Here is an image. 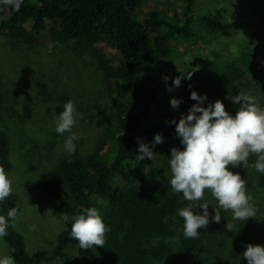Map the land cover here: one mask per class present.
Instances as JSON below:
<instances>
[{
    "label": "trees",
    "instance_id": "trees-1",
    "mask_svg": "<svg viewBox=\"0 0 264 264\" xmlns=\"http://www.w3.org/2000/svg\"><path fill=\"white\" fill-rule=\"evenodd\" d=\"M141 2L23 0L18 11L0 3V34L3 36L26 41L29 31L39 35L48 30L50 35L71 42L78 50L106 42L117 55V66L108 72L111 95L118 104L104 133V138L111 143L109 152H103L99 145L87 156L61 159L53 170L41 175L37 188L58 203L53 216L63 223V229L52 251L29 254L22 235L14 228V221L9 220L8 235L1 239L15 264H54L57 261L78 264L79 260L81 264H148L170 252L164 242L166 239H174L179 245L180 262L202 264L204 261L203 240L207 226L198 230V238H185L184 221L178 215V210L182 209L180 194L167 186H155L161 171L155 156L152 160L136 159L139 144L150 146L154 154L157 151L167 163L172 148L182 151L176 125L171 122L178 123L197 103L190 99L193 91L206 97L202 106L220 100L230 115L239 107L231 99L242 91L264 108V87L258 93L255 90L264 86V46L246 49L239 57L222 64L209 56L192 57L188 71L173 74L176 79L192 72L191 79L181 78L182 85L174 89L181 103L173 108L172 98L165 96L161 83L166 61L173 54L171 42L195 39L196 27L214 33L221 27L220 21L208 14L192 17L197 0H182L179 15L170 18L166 13H153L141 26L133 17ZM147 30L155 34L149 38ZM29 100H24L23 105ZM21 105L19 101L18 111ZM24 113L25 117L30 115L26 110ZM157 134L161 135L163 143L153 146ZM0 167L5 173L11 168L9 141L2 130ZM100 201L105 203L104 208L100 207ZM93 207L101 212L110 231L105 234L103 248L81 249L70 235L71 219L62 221L61 213L71 218L82 214V209ZM11 208L19 212L15 195L0 201V215L7 219Z\"/></svg>",
    "mask_w": 264,
    "mask_h": 264
},
{
    "label": "rangeland",
    "instance_id": "rangeland-1",
    "mask_svg": "<svg viewBox=\"0 0 264 264\" xmlns=\"http://www.w3.org/2000/svg\"><path fill=\"white\" fill-rule=\"evenodd\" d=\"M181 6L182 0H142L134 11V22L142 26L153 13H166L173 18L179 15ZM200 14L217 18L221 27L214 33L196 27L195 39L171 42L173 54L166 61V71L161 77L162 88L168 98L179 99L174 91L177 87L172 83L175 79L173 74L188 71L193 63L192 57L209 56L222 64L239 57L246 49L264 46V0H197L191 15L195 18ZM154 34L146 31L149 38ZM116 66L117 55L106 42L78 50L71 42L50 35L48 30L39 35L29 31L26 41L0 34V130L9 141L11 168L6 175L12 182L10 195H15L19 201L14 228L22 235L29 254L52 251L63 229V223L53 216L58 203L37 188L41 175L53 170L61 159L87 156L99 145L103 152H109L111 143L104 138V133L118 104L111 95L108 72ZM261 87L264 86L255 88L257 93ZM27 98L29 103L23 105ZM69 100L78 113L72 133L79 137L74 141L75 152L71 154L65 149V140L70 133L60 135L55 131V118ZM19 101L22 104L20 111L16 108ZM25 110L30 112L28 117L24 115ZM235 113L236 110L232 116ZM155 155L157 168L161 171L155 186H167L172 190L168 183L171 176L169 163L157 151ZM256 159L254 154H250L248 164H254ZM229 170L245 180L247 194L257 209L255 218L233 220V213L220 208L208 190H205L201 201H187L179 193L182 209L190 203L194 206L209 205L202 264H247L242 256L246 245L264 246V175L243 165L236 168L230 165ZM105 206L100 201V207ZM214 209L221 215L219 223L212 220ZM199 211L203 212V209L197 205L194 214ZM226 224H234L235 227L228 231ZM164 242L170 252L161 260H150L148 264H184L178 258L177 242L174 239ZM3 255L11 256L0 238V256ZM54 264L63 263L57 261Z\"/></svg>",
    "mask_w": 264,
    "mask_h": 264
},
{
    "label": "clouds",
    "instance_id": "clouds-1",
    "mask_svg": "<svg viewBox=\"0 0 264 264\" xmlns=\"http://www.w3.org/2000/svg\"><path fill=\"white\" fill-rule=\"evenodd\" d=\"M23 0H0V3L19 10ZM235 52L236 49L233 48ZM192 72L184 77L173 80V86L179 87L181 78L191 79ZM171 91V89H169ZM190 99L196 101L186 116H181L175 131L183 145V150L172 148L169 160L171 176L168 181L171 189L182 193L187 201H201L204 199L205 190L210 191L218 206L225 211L233 213V220L246 221L255 218L257 209L252 202V197L247 194L246 182L239 174L229 170V166L236 168L252 167L264 175V108H261L256 99L245 92H240L232 97V103L239 105L235 116L230 115L220 100L209 103L206 107L205 96L191 92ZM181 101L173 98L170 105L177 108ZM63 111L55 118V131L63 135L70 133L65 140V149L71 154L75 152L74 141L78 140L77 134L72 133L76 124L78 113L74 103L69 100L63 106ZM163 143L161 135L154 136L153 146ZM254 154L257 159L254 164H248V157ZM156 156L151 147L139 144L138 161ZM12 193V182L0 167V201L5 200ZM199 205L202 214H194V209ZM192 205L191 203L178 210L179 217L183 218V235L185 238H198L199 229L206 228L209 223L207 203ZM212 220L219 223L221 215L214 209ZM71 218L67 213H61V219L68 222L71 219L70 235L77 240L81 249L92 246L103 248L105 234L110 229L105 225L102 216L96 208L81 210ZM18 209L11 208L7 212V219L0 215V238L8 235L9 220L14 221ZM33 229L35 226H32ZM235 227L226 224L228 231ZM247 264H264V246L247 244L242 253ZM0 264H15L10 255L0 256Z\"/></svg>",
    "mask_w": 264,
    "mask_h": 264
}]
</instances>
